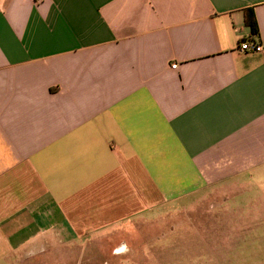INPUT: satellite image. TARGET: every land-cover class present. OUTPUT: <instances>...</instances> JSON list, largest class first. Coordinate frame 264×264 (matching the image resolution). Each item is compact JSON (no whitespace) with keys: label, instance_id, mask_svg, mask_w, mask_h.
Here are the masks:
<instances>
[{"label":"crops","instance_id":"obj_1","mask_svg":"<svg viewBox=\"0 0 264 264\" xmlns=\"http://www.w3.org/2000/svg\"><path fill=\"white\" fill-rule=\"evenodd\" d=\"M262 169L264 0H0V264H83Z\"/></svg>","mask_w":264,"mask_h":264},{"label":"rangeland","instance_id":"obj_2","mask_svg":"<svg viewBox=\"0 0 264 264\" xmlns=\"http://www.w3.org/2000/svg\"><path fill=\"white\" fill-rule=\"evenodd\" d=\"M225 186L223 197L171 203L88 249L83 264H264V169Z\"/></svg>","mask_w":264,"mask_h":264},{"label":"built area","instance_id":"obj_3","mask_svg":"<svg viewBox=\"0 0 264 264\" xmlns=\"http://www.w3.org/2000/svg\"><path fill=\"white\" fill-rule=\"evenodd\" d=\"M238 49L240 51H260V50H262V46L259 43L241 42L239 44ZM171 67L175 68L176 63L172 64Z\"/></svg>","mask_w":264,"mask_h":264},{"label":"trees","instance_id":"obj_4","mask_svg":"<svg viewBox=\"0 0 264 264\" xmlns=\"http://www.w3.org/2000/svg\"><path fill=\"white\" fill-rule=\"evenodd\" d=\"M245 22L250 27L253 34L257 33V25L254 18V14L251 11H245Z\"/></svg>","mask_w":264,"mask_h":264},{"label":"bare ground","instance_id":"obj_5","mask_svg":"<svg viewBox=\"0 0 264 264\" xmlns=\"http://www.w3.org/2000/svg\"><path fill=\"white\" fill-rule=\"evenodd\" d=\"M119 251V250H118Z\"/></svg>","mask_w":264,"mask_h":264},{"label":"flooded vegetation","instance_id":"obj_6","mask_svg":"<svg viewBox=\"0 0 264 264\" xmlns=\"http://www.w3.org/2000/svg\"><path fill=\"white\" fill-rule=\"evenodd\" d=\"M119 250V249H118Z\"/></svg>","mask_w":264,"mask_h":264}]
</instances>
